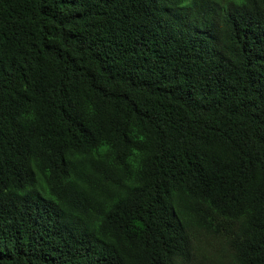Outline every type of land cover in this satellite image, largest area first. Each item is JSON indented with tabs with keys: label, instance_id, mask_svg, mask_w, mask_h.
<instances>
[{
	"label": "trees",
	"instance_id": "obj_1",
	"mask_svg": "<svg viewBox=\"0 0 264 264\" xmlns=\"http://www.w3.org/2000/svg\"><path fill=\"white\" fill-rule=\"evenodd\" d=\"M0 264H264V0H0Z\"/></svg>",
	"mask_w": 264,
	"mask_h": 264
}]
</instances>
